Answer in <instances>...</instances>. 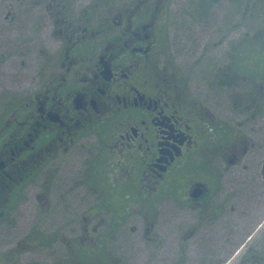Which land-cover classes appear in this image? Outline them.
Returning a JSON list of instances; mask_svg holds the SVG:
<instances>
[{"label": "flooded vegetation", "instance_id": "af4514ba", "mask_svg": "<svg viewBox=\"0 0 264 264\" xmlns=\"http://www.w3.org/2000/svg\"><path fill=\"white\" fill-rule=\"evenodd\" d=\"M189 1L198 31L201 20L208 28L215 22L216 7H227L231 21L233 8L241 13L236 22L251 19L249 0ZM172 2L93 0L76 17L73 0L48 1L59 49L47 58L41 86L0 121V227L20 221L26 193L35 194L38 213L30 227L52 218L55 192L60 220L51 231L15 240L4 249L11 250L4 263L28 247L38 255L30 264H114L120 248L128 252L139 244L148 264H186L191 244L194 264L231 263L238 198L254 199L233 168L251 162L255 145L216 114L204 116L187 77L170 68ZM232 49L225 72L242 77L241 63L264 75L263 28ZM233 77L221 84H237ZM260 174L264 179L263 165ZM78 191L90 198L80 211L72 209ZM256 224L258 231L264 219ZM170 227H181L174 263L164 250ZM263 237L260 229L235 264H264Z\"/></svg>", "mask_w": 264, "mask_h": 264}, {"label": "rangeland", "instance_id": "374dc122", "mask_svg": "<svg viewBox=\"0 0 264 264\" xmlns=\"http://www.w3.org/2000/svg\"><path fill=\"white\" fill-rule=\"evenodd\" d=\"M48 1L50 0H0V121L7 108L10 112L13 110L12 106H17V101L22 102L30 92L41 86L45 78L43 67L46 65L47 58L50 57V53L54 54L55 49L60 45L56 40L57 34L53 23L47 15ZM92 1L73 0L70 10L79 17L83 12L81 9ZM249 2L252 3L253 8L249 13L251 19L248 23L236 22L241 16V13L236 15L239 8L232 9L233 21H231L228 18L227 7H216L212 10L216 13L215 22L208 28L209 24L201 20L198 31L197 25L192 21L193 10L190 9V1L173 0L172 22L167 43L170 68L178 70L179 77H187L188 89L197 102L204 107V112L201 110L202 113L216 114L222 121H227L239 131H244L249 137V145H252V142L255 145L247 157L251 162L245 161L243 166L233 168V175L242 178L244 193L248 197L253 196L254 199L245 202L243 200L245 195L241 194L238 198L242 205L237 212L233 213L234 227H230L234 239L233 258L230 264H235L239 256L246 255L247 252H244L246 247L252 246V239H256L260 229L264 230L262 225L258 231H255L256 223L264 219V179L260 174L264 162V75L259 76L257 67L247 64L237 65L242 77H236L234 71L225 72L232 62L233 43L239 42L241 38L244 39L246 33L257 32L260 28L264 30V0H249ZM174 11L183 16L175 14ZM176 20L180 22L176 23ZM212 36L213 39L209 42L207 38ZM207 42L209 43L206 46ZM250 42L251 40L248 43ZM254 53L257 54V52ZM232 76H234L233 79L236 77V80H239L237 84L231 86L221 84L225 79L232 80ZM22 105L24 106V102ZM30 192L33 191L29 190ZM26 195L21 210L17 212L22 214L20 221L16 219L14 225L8 223L9 227H0V264H30L38 257L33 253L32 248L23 247V250L14 257V261L8 263H4V252L11 250L4 249L13 247L15 240L29 236L37 229L53 230L55 228L52 227L53 224L60 220V217L56 215L60 209L61 199L59 192H55L56 210L52 218L39 219L38 222L42 227H30L38 213L33 210V204L36 203L35 194L26 193ZM84 198L90 202V198L85 194L76 192L72 199L73 203L71 202L72 209L79 210L84 207L82 205ZM247 223L252 226L246 227ZM180 228L170 227L167 232L164 250L168 263H174L175 260H170L178 255L179 232L177 231ZM54 232H58V229ZM126 232L123 230L124 238L128 236ZM253 232V238L246 246L241 245L240 252L235 254L240 244H243ZM132 245L136 246L134 243ZM141 248H143L142 244L129 249L128 252L120 248L121 251L119 249L117 252L119 261L118 263L113 261V263L148 264L146 250L143 248L140 251ZM193 249L195 246L191 244L188 247L190 252L186 254L188 255L186 264L195 263ZM42 258L47 260L45 257Z\"/></svg>", "mask_w": 264, "mask_h": 264}, {"label": "water", "instance_id": "95a60500", "mask_svg": "<svg viewBox=\"0 0 264 264\" xmlns=\"http://www.w3.org/2000/svg\"><path fill=\"white\" fill-rule=\"evenodd\" d=\"M263 168H264V164H263Z\"/></svg>", "mask_w": 264, "mask_h": 264}]
</instances>
